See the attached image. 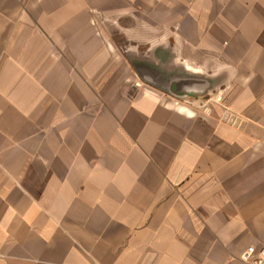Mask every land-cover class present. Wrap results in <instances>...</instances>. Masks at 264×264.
<instances>
[{"label": "crops", "instance_id": "obj_1", "mask_svg": "<svg viewBox=\"0 0 264 264\" xmlns=\"http://www.w3.org/2000/svg\"><path fill=\"white\" fill-rule=\"evenodd\" d=\"M114 34L152 45L164 90ZM250 246L264 0H0V264H250Z\"/></svg>", "mask_w": 264, "mask_h": 264}, {"label": "water", "instance_id": "obj_2", "mask_svg": "<svg viewBox=\"0 0 264 264\" xmlns=\"http://www.w3.org/2000/svg\"><path fill=\"white\" fill-rule=\"evenodd\" d=\"M115 40L117 41L120 50L124 54L125 58L128 59L130 64L132 65L133 69L136 71V73L139 76V79L142 83L157 88V89H163L164 85H161L159 83V80L157 77L152 76V71L154 68H150L148 66L149 63V56L152 54L150 51L152 49V45L148 48L144 49L143 46H139L129 40H126L123 36H120L118 34H114ZM157 70V68H155ZM136 88H140V83L135 84ZM179 100L185 102V103H191L192 98L190 94L183 93L181 95H174Z\"/></svg>", "mask_w": 264, "mask_h": 264}, {"label": "built area", "instance_id": "obj_3", "mask_svg": "<svg viewBox=\"0 0 264 264\" xmlns=\"http://www.w3.org/2000/svg\"><path fill=\"white\" fill-rule=\"evenodd\" d=\"M247 253L250 257L244 260H246L250 264H262L264 262V248L256 250L255 247L250 246L247 248ZM254 255L256 256V258L253 257Z\"/></svg>", "mask_w": 264, "mask_h": 264}, {"label": "rangeland", "instance_id": "obj_4", "mask_svg": "<svg viewBox=\"0 0 264 264\" xmlns=\"http://www.w3.org/2000/svg\"><path fill=\"white\" fill-rule=\"evenodd\" d=\"M120 51H121V50H120ZM121 54H122L123 57H125L124 54L122 53V51H121Z\"/></svg>", "mask_w": 264, "mask_h": 264}]
</instances>
